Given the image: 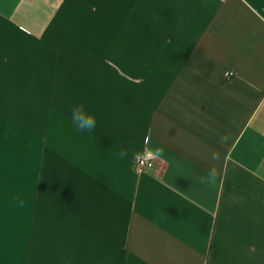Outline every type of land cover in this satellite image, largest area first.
Returning <instances> with one entry per match:
<instances>
[{
	"label": "crops",
	"instance_id": "0c3cea01",
	"mask_svg": "<svg viewBox=\"0 0 264 264\" xmlns=\"http://www.w3.org/2000/svg\"><path fill=\"white\" fill-rule=\"evenodd\" d=\"M0 264H264V0H0Z\"/></svg>",
	"mask_w": 264,
	"mask_h": 264
},
{
	"label": "clouds",
	"instance_id": "9594fccd",
	"mask_svg": "<svg viewBox=\"0 0 264 264\" xmlns=\"http://www.w3.org/2000/svg\"><path fill=\"white\" fill-rule=\"evenodd\" d=\"M71 123L75 129L79 132H88L94 131L97 126L96 116L88 112L83 103L74 105L70 110ZM153 151L161 155L162 150L159 148L153 149ZM120 158H126L128 156V148L125 146L122 149L116 151ZM213 161L217 159L215 155L211 157ZM206 182L211 186L216 182L215 168L210 166L207 171ZM13 202L19 203L20 205L24 204V195L23 193H14L12 195Z\"/></svg>",
	"mask_w": 264,
	"mask_h": 264
},
{
	"label": "built area",
	"instance_id": "2783aa9c",
	"mask_svg": "<svg viewBox=\"0 0 264 264\" xmlns=\"http://www.w3.org/2000/svg\"><path fill=\"white\" fill-rule=\"evenodd\" d=\"M234 72H228L227 77H234ZM139 169L142 172H154L159 175L162 171V163L159 162L157 156L152 153H147L138 160Z\"/></svg>",
	"mask_w": 264,
	"mask_h": 264
}]
</instances>
